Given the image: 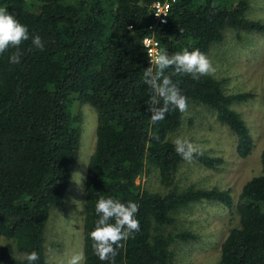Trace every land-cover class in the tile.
Segmentation results:
<instances>
[{
    "label": "trees",
    "instance_id": "trees-1",
    "mask_svg": "<svg viewBox=\"0 0 264 264\" xmlns=\"http://www.w3.org/2000/svg\"><path fill=\"white\" fill-rule=\"evenodd\" d=\"M154 1L31 0L30 9L28 0H0V236L10 240L0 264H46L43 230L77 159L82 103L97 113L83 264H172L174 241L194 237L165 232L181 207L204 199L231 207L227 190L160 193L135 180L155 169L169 183L186 160L222 161L169 139L190 102L214 109L239 155L250 153L249 130L231 106L249 94L226 93L200 63L225 29L264 32V23L246 18L248 0H171L167 21L155 24L160 60L151 64L143 39ZM260 160L217 264H264V149Z\"/></svg>",
    "mask_w": 264,
    "mask_h": 264
},
{
    "label": "rangeland",
    "instance_id": "rangeland-1",
    "mask_svg": "<svg viewBox=\"0 0 264 264\" xmlns=\"http://www.w3.org/2000/svg\"><path fill=\"white\" fill-rule=\"evenodd\" d=\"M237 1L228 0V4ZM248 2L244 11L246 18L264 23V0ZM27 3L30 9L35 8L31 0ZM200 68L221 81L226 93L249 94L231 106L249 130L252 149L248 155L240 156L237 136L217 119L216 111L206 104L190 102L182 114L181 125L169 134V139L222 161L209 168L199 161L186 160L169 183H162L155 169L136 178L137 184L160 193L176 186L179 191L217 188L227 190L232 198L231 207L217 200L204 199L191 202L174 214L175 220L165 228V232L173 235L189 232L194 237L174 241L171 245L174 253L172 264H217L223 240L229 229L238 224L235 205L242 186L261 172L260 155L264 149V32L241 30L236 33L231 28L225 29L224 39L201 60ZM78 109L82 133L77 159L70 167L71 178L61 205L49 209L43 230L46 264H83L85 179L95 147L97 113L86 103L74 110ZM8 241L0 236V246ZM11 242L14 246L15 241ZM17 257L23 258L24 255L17 253Z\"/></svg>",
    "mask_w": 264,
    "mask_h": 264
},
{
    "label": "built area",
    "instance_id": "built-area-1",
    "mask_svg": "<svg viewBox=\"0 0 264 264\" xmlns=\"http://www.w3.org/2000/svg\"><path fill=\"white\" fill-rule=\"evenodd\" d=\"M171 0L154 1L150 5L153 16V24L149 26V35L144 37L143 44L147 51L148 61L151 64H155L160 60V49L158 40L155 37L154 29L156 23H165L169 14V5Z\"/></svg>",
    "mask_w": 264,
    "mask_h": 264
},
{
    "label": "clouds",
    "instance_id": "clouds-1",
    "mask_svg": "<svg viewBox=\"0 0 264 264\" xmlns=\"http://www.w3.org/2000/svg\"><path fill=\"white\" fill-rule=\"evenodd\" d=\"M149 62V61H148ZM151 68V67H150Z\"/></svg>",
    "mask_w": 264,
    "mask_h": 264
}]
</instances>
